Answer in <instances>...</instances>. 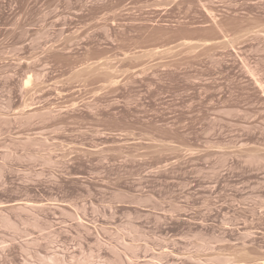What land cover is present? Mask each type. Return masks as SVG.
Listing matches in <instances>:
<instances>
[{"label": "rangeland", "instance_id": "obj_1", "mask_svg": "<svg viewBox=\"0 0 264 264\" xmlns=\"http://www.w3.org/2000/svg\"><path fill=\"white\" fill-rule=\"evenodd\" d=\"M0 264H264V0H0Z\"/></svg>", "mask_w": 264, "mask_h": 264}]
</instances>
